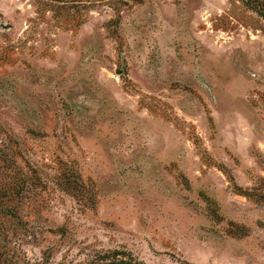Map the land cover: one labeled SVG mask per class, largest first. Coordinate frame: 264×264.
Returning <instances> with one entry per match:
<instances>
[{
	"label": "rangeland",
	"instance_id": "374dc122",
	"mask_svg": "<svg viewBox=\"0 0 264 264\" xmlns=\"http://www.w3.org/2000/svg\"><path fill=\"white\" fill-rule=\"evenodd\" d=\"M0 264H264V18L0 0Z\"/></svg>",
	"mask_w": 264,
	"mask_h": 264
},
{
	"label": "trees",
	"instance_id": "16d2710c",
	"mask_svg": "<svg viewBox=\"0 0 264 264\" xmlns=\"http://www.w3.org/2000/svg\"><path fill=\"white\" fill-rule=\"evenodd\" d=\"M246 7L252 9L264 18V0H240Z\"/></svg>",
	"mask_w": 264,
	"mask_h": 264
}]
</instances>
